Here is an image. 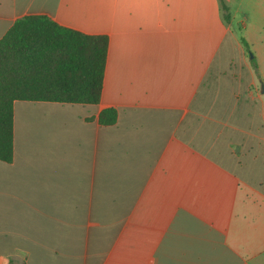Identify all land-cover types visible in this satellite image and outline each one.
<instances>
[{
  "label": "crops",
  "instance_id": "0c3cea01",
  "mask_svg": "<svg viewBox=\"0 0 264 264\" xmlns=\"http://www.w3.org/2000/svg\"><path fill=\"white\" fill-rule=\"evenodd\" d=\"M224 1L0 0V39L36 14L109 37L97 104L14 102L0 264H264V48L234 52Z\"/></svg>",
  "mask_w": 264,
  "mask_h": 264
},
{
  "label": "trees",
  "instance_id": "16d2710c",
  "mask_svg": "<svg viewBox=\"0 0 264 264\" xmlns=\"http://www.w3.org/2000/svg\"><path fill=\"white\" fill-rule=\"evenodd\" d=\"M226 22L229 6L221 0ZM247 50L250 44L242 37ZM109 37L60 25L43 14L19 18L0 39V159L14 158L16 100L97 104L102 96ZM256 66L255 58L252 59ZM118 109L101 111L103 125L116 123Z\"/></svg>",
  "mask_w": 264,
  "mask_h": 264
},
{
  "label": "rangeland",
  "instance_id": "374dc122",
  "mask_svg": "<svg viewBox=\"0 0 264 264\" xmlns=\"http://www.w3.org/2000/svg\"><path fill=\"white\" fill-rule=\"evenodd\" d=\"M264 0H233V13L235 15L234 20V41L235 46L233 47L234 52L239 47V44L243 45L242 37H246L252 45L257 49L264 48V42L261 43L259 40L260 35L264 30V20L262 19L261 13L256 12L255 7L263 6ZM245 21L249 26L247 29L239 30L237 27L238 22ZM239 26H241L239 24ZM264 41V39H261ZM264 50V49H263ZM253 55V53H250Z\"/></svg>",
  "mask_w": 264,
  "mask_h": 264
},
{
  "label": "water",
  "instance_id": "95a60500",
  "mask_svg": "<svg viewBox=\"0 0 264 264\" xmlns=\"http://www.w3.org/2000/svg\"><path fill=\"white\" fill-rule=\"evenodd\" d=\"M251 56H252V54H251ZM263 91H264V85H263Z\"/></svg>",
  "mask_w": 264,
  "mask_h": 264
}]
</instances>
